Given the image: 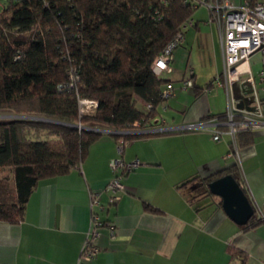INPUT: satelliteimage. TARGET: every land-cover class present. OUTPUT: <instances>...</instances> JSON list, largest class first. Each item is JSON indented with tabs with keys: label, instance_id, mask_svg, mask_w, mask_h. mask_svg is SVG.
I'll use <instances>...</instances> for the list:
<instances>
[{
	"label": "crops",
	"instance_id": "obj_1",
	"mask_svg": "<svg viewBox=\"0 0 264 264\" xmlns=\"http://www.w3.org/2000/svg\"><path fill=\"white\" fill-rule=\"evenodd\" d=\"M192 18L183 44L172 52L170 69L162 74L174 86L161 109L162 125L218 116L231 101L254 111L247 84L234 82L229 90L211 83L223 69L220 29L207 7L199 6ZM263 60L264 53L250 58L253 86L261 97ZM188 78L192 86L184 88ZM251 130L250 144L236 140L239 161L234 155L222 157L234 151L227 134L219 141L201 130L152 134L128 140L119 154L117 139L102 133L79 167L37 183L22 220L0 221V264H76L93 214L102 221L98 253L86 264H233L232 250L245 255L244 264H264V223L240 226L216 205L197 210L185 187L177 186L192 174L209 175L236 161L256 212L255 205L264 202V126ZM115 157L139 163L122 175L119 198L111 200L107 183L114 176L110 162Z\"/></svg>",
	"mask_w": 264,
	"mask_h": 264
},
{
	"label": "trees",
	"instance_id": "obj_2",
	"mask_svg": "<svg viewBox=\"0 0 264 264\" xmlns=\"http://www.w3.org/2000/svg\"><path fill=\"white\" fill-rule=\"evenodd\" d=\"M198 7L192 0H6L0 11V109L13 118L0 119V167L12 171L13 195L10 202L0 200V221L22 220L37 183L79 167L105 132L100 129L117 141L171 132L142 131L164 126L167 99L160 94L171 82L152 64ZM79 97L97 105L80 114ZM236 140L250 144L253 131L239 129ZM224 174L248 196L236 161L177 186L185 187L197 210L222 208L208 183ZM204 200L210 202L199 203ZM257 223L264 219L254 212L245 226ZM231 258L244 264L238 250Z\"/></svg>",
	"mask_w": 264,
	"mask_h": 264
},
{
	"label": "built area",
	"instance_id": "obj_3",
	"mask_svg": "<svg viewBox=\"0 0 264 264\" xmlns=\"http://www.w3.org/2000/svg\"><path fill=\"white\" fill-rule=\"evenodd\" d=\"M5 2L6 0H0V5L4 7ZM192 2L193 7L201 5L207 7L211 11L220 29L223 69L211 83L216 86L223 83L227 88L229 86V90L234 82L240 83L241 86L247 84V91H249L247 93L254 96L256 107L254 111H244L236 107L231 101L221 117L210 116L198 121L154 128L151 127L150 129L142 131H209L212 133V138L215 141H219L223 134H227L231 138L234 151L231 150L222 157L226 159L234 155L239 161L236 149L237 131L241 128L252 129L256 126H264V114L262 113L264 97H261L258 90L253 86L252 72L250 69L251 56L254 53H264V0H244L240 4H235L229 0H192ZM193 22V18L186 20L181 25V29L165 45L161 53L156 56L152 64V69L156 75L160 76L170 69L172 52L176 47L183 44L184 31L188 26L192 25ZM244 76H247L246 79H243ZM258 76L262 83L260 91L264 94V60L263 67L259 70ZM190 86H192V80L188 78L183 82V87L188 88ZM173 91V84L171 82H166L160 95L162 98L168 99L173 95ZM210 91L211 88L207 86L205 92ZM78 104L79 112L83 114L93 109L97 105V101L79 97ZM147 107L149 108L150 105L148 104ZM100 131L106 132L107 130L100 129ZM127 141L128 140L123 138L118 139L117 152L119 154L122 153L123 147ZM138 163V160L125 162L120 157H115L111 160L110 165L114 172V176L107 183V188L112 193L111 200L119 198L117 191L121 190L123 187L121 178L124 170L128 172L137 166ZM263 207L264 202L261 206L257 204L255 205V211L257 216L264 219ZM101 224L102 221L99 220L96 214H93L91 216V225L87 231L86 239L80 250L76 264H86L97 255L98 246L96 244V237L99 234L98 227ZM111 234H113V230H111Z\"/></svg>",
	"mask_w": 264,
	"mask_h": 264
},
{
	"label": "water",
	"instance_id": "obj_4",
	"mask_svg": "<svg viewBox=\"0 0 264 264\" xmlns=\"http://www.w3.org/2000/svg\"><path fill=\"white\" fill-rule=\"evenodd\" d=\"M208 187L212 194L221 198V206L227 216L239 225L247 224L254 214V207L231 174L211 180Z\"/></svg>",
	"mask_w": 264,
	"mask_h": 264
},
{
	"label": "rangeland",
	"instance_id": "obj_5",
	"mask_svg": "<svg viewBox=\"0 0 264 264\" xmlns=\"http://www.w3.org/2000/svg\"><path fill=\"white\" fill-rule=\"evenodd\" d=\"M203 6V5H201ZM205 7V6H204ZM3 9L2 5H0V11ZM141 106V103H139ZM167 115V114H166ZM7 118H13V113L10 110L0 109V119L4 120ZM137 130L129 131V132H137ZM105 134L106 132H102ZM13 175L12 171L9 167H0V200L10 202L12 200L13 195Z\"/></svg>",
	"mask_w": 264,
	"mask_h": 264
}]
</instances>
